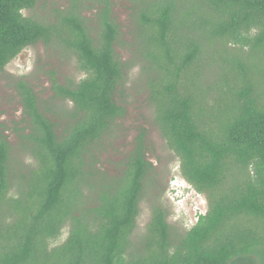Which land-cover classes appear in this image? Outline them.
I'll use <instances>...</instances> for the list:
<instances>
[{"label":"trees","instance_id":"16d2710c","mask_svg":"<svg viewBox=\"0 0 264 264\" xmlns=\"http://www.w3.org/2000/svg\"><path fill=\"white\" fill-rule=\"evenodd\" d=\"M38 1L0 0V72L42 42L66 47L84 76L52 78L60 112L28 82L14 84L28 130L18 143L33 166L12 175L0 123V264H264V0H129L132 62L155 126L181 177L207 201L205 214L177 233L153 198L137 241L154 170L144 132L119 175H95L91 162L124 115L116 94L133 68L115 51L112 0H70L51 22L23 15ZM64 229L67 238L54 245Z\"/></svg>","mask_w":264,"mask_h":264},{"label":"rangeland","instance_id":"374dc122","mask_svg":"<svg viewBox=\"0 0 264 264\" xmlns=\"http://www.w3.org/2000/svg\"><path fill=\"white\" fill-rule=\"evenodd\" d=\"M70 4V0H39L33 10H24L23 15L36 21L51 22V12L54 8L65 9ZM130 7L129 0H112V17L121 30L115 51L123 62L129 66L133 64V68L125 75L123 91L116 94L117 103L124 109V115L100 141L91 162L95 175H119L123 170V161L133 148L136 137L140 132H144L147 158L152 162L154 170L147 177L146 190L140 205L137 228L133 236L137 241L149 222L153 198L160 199V205L168 213V223L177 233L188 231L196 223L198 216L205 214L207 201L204 195L198 194L181 177L177 157L166 147L155 126L154 110L148 101V92L143 83L145 77L141 73V66L132 62L136 54L131 46ZM94 14L95 11L92 10L87 12L86 16L93 19ZM215 56L223 57L225 54ZM216 66L217 64L210 71L212 79L217 78ZM83 76L77 67L76 57L66 47L45 45L42 42L23 50L0 72V123L4 125L5 136L13 148L11 172L14 177L19 172L26 174L33 166V159L24 153L18 143V134H26L28 130L22 121V107L14 89L15 82H28L37 97L45 102L43 106L60 112L64 104L53 99L52 78L63 84L69 80L77 82ZM62 121H59V130L64 125ZM173 188L175 190L172 193ZM88 201L93 199L86 202ZM67 236L68 230L64 229L54 245L61 244Z\"/></svg>","mask_w":264,"mask_h":264},{"label":"clouds","instance_id":"9594fccd","mask_svg":"<svg viewBox=\"0 0 264 264\" xmlns=\"http://www.w3.org/2000/svg\"><path fill=\"white\" fill-rule=\"evenodd\" d=\"M174 190H175V188H173V189L171 190V192L173 193Z\"/></svg>","mask_w":264,"mask_h":264}]
</instances>
